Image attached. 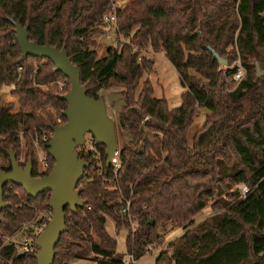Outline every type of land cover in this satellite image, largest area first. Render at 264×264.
I'll list each match as a JSON object with an SVG mask.
<instances>
[{
	"label": "trees",
	"instance_id": "trees-1",
	"mask_svg": "<svg viewBox=\"0 0 264 264\" xmlns=\"http://www.w3.org/2000/svg\"><path fill=\"white\" fill-rule=\"evenodd\" d=\"M113 2L0 0V154L13 150L19 157L20 132L31 134L33 176L50 174L54 159L49 155L50 169L41 173L31 140L36 131L67 121L62 96L71 90L70 80L50 60L20 61L13 21L28 27L31 41L65 48L90 97L99 99L100 90L115 84L123 88L118 128L130 139L118 144L117 138L122 167L115 171L108 164L106 146L94 137L95 152L82 155L78 147L80 158L91 163L78 185L85 206L75 214L66 209L68 230L54 264L87 259L120 264L106 224L109 217L116 228H130L122 198L130 201V214L138 220L127 238L138 260L172 225L183 233L168 243L156 264H264V0H127L117 28L130 43L109 47L99 57L95 36L105 33L104 17ZM134 46L163 52L175 66L187 88L181 107L170 109L165 98L153 97L151 82L142 78L154 62L139 61ZM214 52L230 65H221ZM238 56L247 69L240 83L234 80ZM59 78L69 80L66 93L57 85L42 88ZM11 85L14 89L5 88ZM201 108L209 114L190 139L189 127ZM8 159L2 170H10ZM241 183L249 187L246 198L237 188L229 192ZM4 190L11 206L1 214L0 235L16 233L37 211L50 208L48 192L32 198L20 186ZM210 203L224 211L198 223L196 217ZM37 252L20 256L14 246L3 249L12 264H37Z\"/></svg>",
	"mask_w": 264,
	"mask_h": 264
},
{
	"label": "water",
	"instance_id": "water-1",
	"mask_svg": "<svg viewBox=\"0 0 264 264\" xmlns=\"http://www.w3.org/2000/svg\"><path fill=\"white\" fill-rule=\"evenodd\" d=\"M13 25L22 52L20 61L29 56L48 59L55 65V71L62 73L71 82V90L62 96L68 103L63 112L67 121L51 128L53 136L47 144L48 154L55 161L51 173L41 177L33 176L32 159L26 166H22L13 150L8 151L10 170L0 169V221L3 210L11 206L4 197L5 186H20L32 198L46 192L51 194L49 207L53 218L38 236L39 251L35 258L37 264H54L56 247L61 236L68 230L66 209L70 208L75 214L85 206L78 185L91 163L80 158L78 147L84 146L86 135L91 134L97 144L106 146L108 164H112L118 148L116 125L108 115L105 99H95L88 95L87 86L81 82L80 69L72 62L65 48L59 49L50 44L33 42L29 39L28 27H23L15 21ZM214 57L221 65H230L229 60L218 52H214ZM262 75L263 72L258 66V77ZM19 255L24 256L25 252L20 251Z\"/></svg>",
	"mask_w": 264,
	"mask_h": 264
},
{
	"label": "rangeland",
	"instance_id": "rangeland-1",
	"mask_svg": "<svg viewBox=\"0 0 264 264\" xmlns=\"http://www.w3.org/2000/svg\"><path fill=\"white\" fill-rule=\"evenodd\" d=\"M116 2V9H118L119 13L118 16L125 10V6L127 3V0H115ZM112 8H114L112 6ZM112 10V9H111ZM112 12V11H109ZM104 23L106 24L105 33L104 34H98L95 36V40L97 41L98 47L96 48V51L98 53L99 57H104L106 55V51L109 47H115L120 48L124 43H130L125 38V36L118 30L117 28V21L116 22H106L104 20ZM135 52L139 53V61L145 57L146 59L152 60L154 62L153 68L150 71H147L143 78L142 82L149 80L153 86V97L162 99L165 98L168 101L169 108L170 109H176L181 107L182 105V94L186 92L187 88L182 84L180 75L178 71L176 70L175 66L171 63V61L165 56L163 52L155 53L152 51L151 48L147 47H133ZM237 61H240V63L243 65L240 57L235 60L233 63V66L235 67L237 64ZM244 66V65H243ZM245 67V66H244ZM246 68V67H245ZM247 74V69H246ZM246 76V75H245ZM67 82V88L69 87V80L65 78H59L55 82H52L51 84L42 86L43 89H47L50 86L57 85L58 89L60 90V85L62 83ZM236 82V81H235ZM237 83V82H236ZM7 90L14 89V86H5ZM142 88V85L137 89V94L140 92ZM123 88L119 84H115L110 88L102 89L98 92V95L100 97H103L107 104L108 109V115L110 118H112L116 123V129H117V138H118V144L121 140L127 141L130 139V135L128 133H124V138L122 136V132H119V113L122 109V105L124 104V97L122 95ZM209 114V111L206 108H201L196 111V117L194 118V121L192 125L189 127L188 133L190 139L193 138L195 131L201 127L204 122L206 115ZM59 123H61L58 120ZM47 129H42L41 131H36L33 135V141L32 142V148L34 150L35 156L38 159L39 164V171L41 172V162L40 158L47 157L48 163L50 165L49 160V154L44 149L43 143V136L48 134ZM21 137V147L19 150V161L22 165H27L29 161V151L31 150L28 145V139H31L32 135L28 134L26 137L23 132H20ZM93 136L91 134L86 135V144L84 146L79 147L80 154L82 155H88L90 152H95V147L93 145ZM9 165V159L8 156H5L3 154H0V169L2 167ZM240 185V184H239ZM239 185L237 187H234L229 192H233L237 189H239ZM109 189H114V186L112 183L108 184ZM49 195H46L43 199V202L47 201ZM51 198V197H50ZM222 199H226V195H223ZM50 202V200H49ZM224 210L221 208L214 209L212 206V203L208 205V207L202 211L197 217L196 221L199 223L202 220L206 219L207 217L213 216L214 214L223 212ZM49 216L53 217L52 210L50 208L43 210V211H37L35 216L33 217V220L35 219H41V218H49ZM106 228L108 229L110 235L116 240L117 242V253L122 259L123 253L125 251V241L126 238H128V235L130 233V230L132 231V227L130 226L129 229H126L125 227H118L116 228V223L111 219L107 218V224ZM119 231H118V230ZM164 233V239H162L157 244H151L148 248L147 254H145L140 260H138L137 264H156V259L160 255V253L167 249L168 243L172 240L176 239L177 237H180L183 233V229L167 225V227L164 230H161ZM117 234H119L117 236ZM147 248V249H148ZM123 251V252H122ZM94 257V256H92ZM94 262L90 260H77L72 262L71 264H93Z\"/></svg>",
	"mask_w": 264,
	"mask_h": 264
},
{
	"label": "built area",
	"instance_id": "built-area-1",
	"mask_svg": "<svg viewBox=\"0 0 264 264\" xmlns=\"http://www.w3.org/2000/svg\"><path fill=\"white\" fill-rule=\"evenodd\" d=\"M112 6V12H108L104 20L106 22H116L118 18V9H116L117 5L116 2H113ZM235 68V74H234V80L237 83H240L243 78L246 75V68L240 63V61H237ZM67 82L62 83L60 85V91L63 93H66L67 91ZM61 122V120H59ZM53 136V131L49 130L48 134L43 136V141L45 143H48ZM93 142V141H92ZM41 162V173H45L50 169V165L48 163L47 157L43 155V157L40 158ZM112 164L115 166V171H118L122 167V163L119 159L118 152L116 153L115 158L113 159ZM12 184H9V188H12ZM239 191L243 198H246L249 193V187L241 183L239 185ZM124 202V208L122 210L123 215H126L128 217V220L130 222V226L132 227V233L136 232L138 229V220L134 216L130 214V206L131 203L129 200L122 198ZM89 209L91 207H88ZM52 216H49V218H41V219H35L32 221H29L23 225V227L17 231L16 233L12 235H0V264H12V261L8 258H6L3 254V249L8 246H14L16 253L19 254L20 251L27 253H35L37 252V239L39 234L47 227L48 223L52 220ZM119 234H117L118 236ZM125 251L123 253V257L121 259L120 264H137L138 259L136 255L133 252L129 251V248L127 246V238L125 241ZM150 247V246H149ZM151 248V247H150ZM148 250H150L148 248ZM39 251V250H38ZM123 252V251H122Z\"/></svg>",
	"mask_w": 264,
	"mask_h": 264
}]
</instances>
